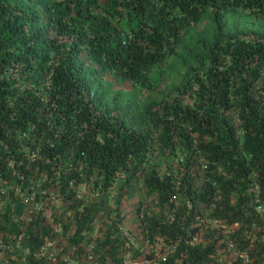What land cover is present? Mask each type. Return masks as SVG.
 <instances>
[{"label":"trees","instance_id":"trees-1","mask_svg":"<svg viewBox=\"0 0 264 264\" xmlns=\"http://www.w3.org/2000/svg\"><path fill=\"white\" fill-rule=\"evenodd\" d=\"M238 8L264 22V0H0V186L11 196L0 264H72L64 256L74 247L121 263L125 237L107 197L125 170L112 212L124 215L121 191L134 177L154 195L159 213H146L143 228L165 254L156 264H216L227 236L264 264L255 208L264 204V31L225 34L224 14ZM165 57L187 69L143 114L161 147L182 149L175 172L141 166L146 128L103 109L93 90L113 72L154 92L149 71ZM30 195L41 208L26 220ZM51 215L61 226L44 223ZM98 219L105 229L93 236ZM247 229L261 232L248 243Z\"/></svg>","mask_w":264,"mask_h":264},{"label":"rangeland","instance_id":"rangeland-1","mask_svg":"<svg viewBox=\"0 0 264 264\" xmlns=\"http://www.w3.org/2000/svg\"><path fill=\"white\" fill-rule=\"evenodd\" d=\"M249 30L256 29L260 31H264V22H259L252 20L246 10L243 9H234L227 10L224 14L223 18V30L225 34H230L237 30ZM193 64V62H191ZM186 67L182 65L176 58L165 57L160 63L154 65L149 71V77L152 83L156 86V89L151 91L150 89L140 85L137 82L131 80H125L120 77H117L113 72H105L98 75L95 78V82L93 84V90L96 96V99L100 106L103 109H107L110 114L116 115L118 118H122L123 121H127V124L130 126H137L146 128V132H148L151 137L147 154L141 163V166L144 168H151L152 166L159 168L161 171L165 170L167 172H175L181 168V157H182V149L177 147L175 152H169L163 147L159 145L157 141L158 136V128L151 125L148 120L144 117L143 110L146 102H148L151 98L160 99V95L156 92V90H165L170 91L177 87H179L180 82L183 78V75L186 71ZM163 91L164 93H167ZM182 92L176 94V98H181ZM126 123V122H125ZM206 165L205 164H197L194 166L195 175L198 181H201L204 178V173ZM175 169V170H174ZM128 171H121L118 174V177L115 179L111 189L109 190L107 197V205L112 206L114 209L116 208V202L113 200V196L119 190L117 187L123 179L128 176ZM85 184V185H84ZM251 184H255L254 181H251ZM86 186H91L90 184H86L83 182L79 187L80 190ZM5 193H0V216L6 206V204L10 201V195H7L6 188ZM18 190V189H17ZM16 190V191H17ZM96 194L100 192L94 188ZM15 192V190H14ZM120 195V204L122 207V211H124V215L121 219L114 212V209L111 210V215L114 220H116V224L118 225V229L122 232V236L125 238V242L122 244V250H124L123 261L121 263H116L112 260L109 264H156L159 258H162L165 254L159 253L158 249L160 247V243L156 242V239L150 240L149 237L145 234V229L143 228L145 214H154L158 211V206L154 195L145 190L142 187V184L139 182V179L134 177V180L131 181V184L122 188ZM15 194H17L15 192ZM3 195V196H2ZM59 204V202L57 203ZM24 211L23 217L29 219L33 211L41 208L40 203L32 199L30 200V204ZM60 211L59 207L56 208V212ZM55 213V212H54ZM59 216V215H58ZM11 219H18L16 216H11ZM205 222H210L212 225L217 224L215 219H212L210 216H206L204 219ZM56 216L46 217L44 223L50 227L61 226V222H56ZM101 221L98 219L93 231L92 235H98L100 232H103L105 226L101 227ZM207 224L203 225L200 229L199 236H204L205 228ZM237 227V224H236ZM251 229H247L249 233L248 243L258 235L257 232H261L259 229H254L255 232H250ZM2 230L0 229V260H3L6 257L5 251L2 249L4 242L2 241ZM264 237V232H261ZM92 236V237H93ZM88 237L87 235L85 236ZM252 238V239H251ZM225 241L220 240L219 243V257L216 261V264H233V260H236L237 256L233 252V248L237 247L235 241H232L228 236L224 238ZM227 239V240H226ZM66 241L64 240V243ZM233 242V246L229 244ZM66 244V243H65ZM87 247L89 250L91 247V241L89 242L87 239ZM50 245H48L49 247ZM233 247V248H232ZM74 249L70 252H65V255L72 259L70 263L72 264H98L99 256L92 250L93 257H87L86 253H80L77 249ZM92 249V247H91ZM47 250V249H46ZM58 251L57 248L54 250ZM91 252V251H89ZM154 252V254L152 253ZM147 256L150 258H147ZM75 260V261H74ZM238 264H243L241 259H237ZM252 264V263H250Z\"/></svg>","mask_w":264,"mask_h":264},{"label":"built area","instance_id":"built-area-1","mask_svg":"<svg viewBox=\"0 0 264 264\" xmlns=\"http://www.w3.org/2000/svg\"><path fill=\"white\" fill-rule=\"evenodd\" d=\"M1 192L2 193L4 192V189L3 188H1ZM32 199H33V196L32 195L25 197V200L26 201L27 200L30 201ZM255 208L258 211H263L264 210V204L260 202V203H258L255 206ZM229 244H231L233 246V242H230ZM233 252L235 253V255L238 258L241 259V261L243 262V264H250V263H252V259H251L250 255H249V253L247 252L246 249H239V248L235 247V248H233ZM87 257H89V258L93 257L92 251L87 254Z\"/></svg>","mask_w":264,"mask_h":264},{"label":"crops","instance_id":"crops-1","mask_svg":"<svg viewBox=\"0 0 264 264\" xmlns=\"http://www.w3.org/2000/svg\"><path fill=\"white\" fill-rule=\"evenodd\" d=\"M56 248H59V247L55 246V247H54V250H55ZM52 251H53V250H52ZM64 257H65V259H67V260H68V262H69V263H70V261H72V259H71V258H69V259H68V257H67V256H64Z\"/></svg>","mask_w":264,"mask_h":264}]
</instances>
